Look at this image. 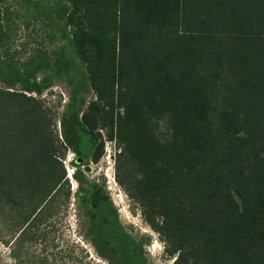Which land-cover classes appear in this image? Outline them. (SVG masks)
I'll return each instance as SVG.
<instances>
[{"label": "trees", "instance_id": "obj_1", "mask_svg": "<svg viewBox=\"0 0 264 264\" xmlns=\"http://www.w3.org/2000/svg\"><path fill=\"white\" fill-rule=\"evenodd\" d=\"M69 1L95 93L74 120L96 148L103 128L115 139L167 264H264V0ZM55 142L44 105L0 87V233L17 264L38 260L70 193Z\"/></svg>", "mask_w": 264, "mask_h": 264}, {"label": "rangeland", "instance_id": "obj_2", "mask_svg": "<svg viewBox=\"0 0 264 264\" xmlns=\"http://www.w3.org/2000/svg\"><path fill=\"white\" fill-rule=\"evenodd\" d=\"M70 7L69 0H0V87L34 96L49 112L70 187L63 206L46 218L51 240L42 252L36 248L34 264H167L171 257L142 215L115 139L103 128L96 148L97 132L74 120L95 93L74 49ZM6 233H0V264H17Z\"/></svg>", "mask_w": 264, "mask_h": 264}, {"label": "water", "instance_id": "obj_3", "mask_svg": "<svg viewBox=\"0 0 264 264\" xmlns=\"http://www.w3.org/2000/svg\"><path fill=\"white\" fill-rule=\"evenodd\" d=\"M74 161L78 162L79 161V157L78 156H75L74 157Z\"/></svg>", "mask_w": 264, "mask_h": 264}]
</instances>
